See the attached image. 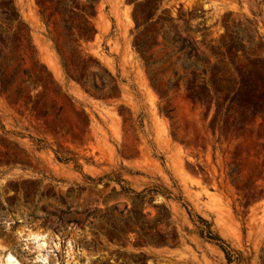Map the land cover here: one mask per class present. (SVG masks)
<instances>
[{"label":"rangeland","instance_id":"1","mask_svg":"<svg viewBox=\"0 0 264 264\" xmlns=\"http://www.w3.org/2000/svg\"><path fill=\"white\" fill-rule=\"evenodd\" d=\"M78 4L0 0V264H264V0Z\"/></svg>","mask_w":264,"mask_h":264},{"label":"trees","instance_id":"2","mask_svg":"<svg viewBox=\"0 0 264 264\" xmlns=\"http://www.w3.org/2000/svg\"><path fill=\"white\" fill-rule=\"evenodd\" d=\"M38 6L40 7V11L42 16L49 21L53 15L56 14V12H59L62 15V21L64 23L65 28L67 29H73V25L70 24V22H75L76 18H79L84 22L85 25L90 26L91 25V15L85 11L84 8H81L79 6V2L81 0H36ZM100 0H85V2L90 5L94 6L96 3H98ZM76 3V4H75ZM134 19L136 22V29L140 30L142 27L147 28V37L151 39V42H148L146 40H140L139 38L135 40L134 47L138 50V52L142 55L143 59L146 60V63L154 64V61H150L153 55L151 54L148 59L147 53L151 51L154 47L158 46L159 44H164L166 46L172 45V39L170 37V32L172 28L175 26L173 23V19L170 18L167 20L168 26L165 27V22H161L159 19L153 20V16L148 17L144 22H139L138 16L136 14V11L134 13ZM154 26V30H151L150 27ZM159 25H161L159 27ZM162 35L163 36V42L158 41V37ZM186 45V38L182 41V44L180 46V50H184L183 54L186 59H189L190 52H187ZM207 62V59L206 61ZM111 75V74H110ZM154 75L149 76L151 82L154 84L156 82ZM112 81H115L116 79L114 76H111ZM202 86L204 88H208L207 83H202ZM171 90L170 82L167 86V91L169 92ZM201 222H205L206 228L201 229V236L207 238L209 241L216 243L221 247V249L225 252L226 258L229 262V264H232L233 262V256L231 255L230 246L223 240L220 236L217 234H214L213 231L210 229V225L207 222V220L203 219L201 216H198Z\"/></svg>","mask_w":264,"mask_h":264}]
</instances>
